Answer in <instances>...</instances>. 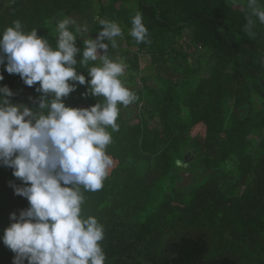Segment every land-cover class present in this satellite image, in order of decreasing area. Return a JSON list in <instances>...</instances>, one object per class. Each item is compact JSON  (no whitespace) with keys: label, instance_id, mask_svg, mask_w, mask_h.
Instances as JSON below:
<instances>
[{"label":"trees","instance_id":"trees-1","mask_svg":"<svg viewBox=\"0 0 264 264\" xmlns=\"http://www.w3.org/2000/svg\"><path fill=\"white\" fill-rule=\"evenodd\" d=\"M137 12L150 43L130 35ZM246 13L243 0H0V32L19 19L53 46L63 18L75 20L80 49L96 37L100 19L122 29L117 59L127 67L122 82L138 96L127 107L137 112L127 116L119 106L107 153L122 173L85 192L82 206L105 227L106 264H264V24L257 20L249 37ZM0 73L13 103L36 107L38 85L3 66ZM87 88L77 84L66 105L104 100L84 95ZM10 184L23 186L0 166V237L10 214L29 206ZM14 255L0 239V264H13Z\"/></svg>","mask_w":264,"mask_h":264},{"label":"clouds","instance_id":"clouds-1","mask_svg":"<svg viewBox=\"0 0 264 264\" xmlns=\"http://www.w3.org/2000/svg\"><path fill=\"white\" fill-rule=\"evenodd\" d=\"M243 2L244 31L254 37L257 20L264 24V6L259 0ZM75 24L70 17L57 22L55 46L19 19L0 32V66L28 87L38 85L40 94L33 101L36 107H29L13 103V91L0 85V166L11 168L22 181L23 186H10L29 202L19 215L10 214L12 222L0 237L15 254L13 264H106L105 227L95 215H84V193L103 187L114 166L107 153L112 143L108 129L119 130V106L127 107L138 96L122 82L125 62L109 53L116 38H123L119 24L100 19L101 29L95 38L83 40V49L76 46ZM131 24L137 43L151 42L140 12ZM78 64L90 79L77 70ZM77 84L88 85L84 95L104 100L90 107L66 105L64 98ZM175 163L184 166L179 159Z\"/></svg>","mask_w":264,"mask_h":264},{"label":"rangeland","instance_id":"rangeland-1","mask_svg":"<svg viewBox=\"0 0 264 264\" xmlns=\"http://www.w3.org/2000/svg\"><path fill=\"white\" fill-rule=\"evenodd\" d=\"M92 16H95L94 14H91ZM89 17V16H88ZM87 17H83V20L82 22H87ZM84 38H86L84 36ZM105 43H108L107 40H105ZM121 49L115 47V48H109V53L112 54L114 57L113 59H117L120 54H121ZM116 52V53H115ZM139 65H140V72H141V75H148L151 73V66L148 62V60L145 58V57H141L140 60H139ZM124 75L127 76L128 73H127V67H125V72H124ZM155 79L153 78H150L149 79V83H154ZM142 82V79H140V83ZM124 112L127 116H134L137 112V108L136 106L134 105H131L129 107H126L124 109ZM196 130H199V131H203V127L202 126H199L196 128ZM122 173V170L116 165V163L114 162V166L113 168L111 169L110 171V174L111 176H113L114 178H119V175Z\"/></svg>","mask_w":264,"mask_h":264}]
</instances>
